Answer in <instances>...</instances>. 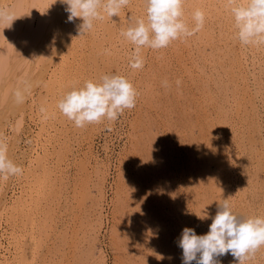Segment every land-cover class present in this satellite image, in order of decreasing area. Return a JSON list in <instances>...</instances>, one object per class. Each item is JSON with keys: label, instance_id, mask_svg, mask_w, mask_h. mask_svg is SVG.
<instances>
[{"label": "rangeland", "instance_id": "374dc122", "mask_svg": "<svg viewBox=\"0 0 264 264\" xmlns=\"http://www.w3.org/2000/svg\"><path fill=\"white\" fill-rule=\"evenodd\" d=\"M0 1V9H6L13 3V0ZM225 1L184 0L183 18L192 26L194 11L201 9L205 13L203 26H210L216 33L217 15L226 17L223 11ZM144 9L143 0H129L119 15L108 17L104 14L103 19L97 20L94 28L84 35L78 31L80 20L77 26H72L74 29L69 28L71 31L67 32L68 37L65 42H61L60 53L55 55L51 64L49 60L45 62L44 55L38 63L29 62L24 66L26 71L29 65L35 66V69L36 66H40L38 69L47 67V64L50 67L45 78L40 79L38 90H34L25 101V121L19 132V140H22H17L13 153L17 158L13 161L22 171L11 175L3 211L0 209V239L3 243L0 264H182V249L178 245L182 229L189 226L198 234L207 232L211 218L215 216L216 209L218 211V201L229 198L233 211L242 218L264 216V189L261 187L264 186V155L260 154V135L254 137L256 147L253 153L249 151L245 139L242 141L244 148L235 146L229 152L228 149L227 153L223 151L227 169L219 170L222 164L217 165L214 161L217 156L215 149L205 146L209 141L212 145V137L207 130H203L205 127L202 130L198 127L202 124V118L198 115V101L192 92L200 85L207 91L211 89L206 85L211 68L197 48L198 41L203 37L202 28L189 39L175 40L166 48L141 49L143 67L134 69L130 66L133 46L122 37L121 32L133 18L144 16ZM21 18L22 15L18 19ZM225 23L228 22H224L222 27L224 33L229 28ZM9 30L12 32L1 37L0 44L13 31L17 32L12 28ZM21 34L24 37L18 42L27 38V35ZM52 36L51 43H48L50 50L55 46V34ZM28 42L25 44L28 45ZM27 45L15 44L20 49L19 56H23L22 51L30 47ZM210 46L206 47L205 53L209 52ZM233 47L236 48L237 44H233ZM176 48L181 51L178 52ZM17 57L13 55L12 60ZM58 65H65L67 69L60 77ZM23 68L13 71L24 76L27 72ZM22 69L25 71L23 74L20 72ZM105 71L124 75L130 80L136 91L135 107L125 109L115 121L105 120L82 128L75 127L58 109L59 98L73 84H82ZM6 85L4 90L5 87L6 90L9 88V80ZM3 89L1 94L8 97L5 94L7 91ZM10 100L11 96L5 101L3 99V107L0 108H4L5 116L0 124V146L6 148L13 134L11 116L14 106L10 107L12 109L7 108ZM209 102L207 100V104L211 105ZM4 112L8 113L7 117ZM191 120L194 126L190 129ZM191 131L194 132V139L203 144L198 147L201 151L195 147L196 141L190 138ZM228 153L234 154V157ZM250 153L252 156L249 157ZM228 174L232 177L229 178ZM221 180L224 183H220ZM254 180H258V183L255 184ZM206 212L209 214L208 219L198 218L197 215H205ZM216 259L219 264H236V258L230 253ZM262 260L264 246L250 256L245 264H264Z\"/></svg>", "mask_w": 264, "mask_h": 264}, {"label": "bare ground", "instance_id": "6f19581e", "mask_svg": "<svg viewBox=\"0 0 264 264\" xmlns=\"http://www.w3.org/2000/svg\"><path fill=\"white\" fill-rule=\"evenodd\" d=\"M199 1V0H198ZM207 1V0H206ZM224 1V0H223ZM1 2V1H0ZM12 5L7 7L6 10L8 12V18L0 21V39L7 34H10L9 29L17 30L13 31V33L8 36V39L0 44V98L2 100L9 98L11 96V100L8 101L7 108L12 109L13 113L12 117V139L7 144L6 153L9 158L12 160L15 159L13 155L16 147L17 140H19V132L22 128L23 124V116L25 114V101H27L31 97V93L33 94L34 90H38L40 79L47 74L48 67H43L41 69L40 66L35 69V66L29 65L26 71V65L32 63H38L39 59L45 55V62L49 60V63L53 62L55 59V55L59 54V49L61 48V42H65L68 37L67 32L70 33V29H72L73 25L77 26V22L80 21V18H75L72 21L68 20V12L65 10L67 5L60 2V0H13ZM224 4L223 11H225V15H217L219 20L217 21L218 26L216 33L211 29L210 26L205 25L202 27L201 34L203 37L198 41V50H201L202 56L204 60L208 62L209 70L211 73L209 74V78L207 79V86L211 89L205 90V88L196 87V90L192 92L193 97L196 96V100L198 101L196 106H198L197 112L199 113L201 119V123L198 127L203 130H207L210 136L212 137V145L211 141L207 142L205 146L215 149L217 156L215 160L217 165L219 163L222 164V168L219 170H223L225 167V159H223V151L227 153L230 149H242L244 148L243 139L248 141L249 151L253 153L256 147V143L254 141V137L260 135L261 142L259 145L262 148L260 154L264 155V46H243L240 44L238 39L236 38L234 28L233 18L229 8L227 7V2ZM1 4V3H0ZM189 4V3H187ZM198 4V3H197ZM40 8H38L39 6ZM194 5V4H193ZM222 5V4H221ZM38 8V9H36ZM205 8V7H204ZM135 9V7H134ZM26 10V12H25ZM37 10V11H35ZM145 10V9H144ZM221 10V9H220ZM129 11V10H128ZM220 12V11H219ZM145 13V12H144ZM18 14V15H17ZM20 14V15H19ZM211 14V13H210ZM23 17L20 20L19 17ZM143 15V14H141ZM188 15V14H187ZM209 16V15H208ZM139 17V16H138ZM210 17V16H209ZM208 17V18H209ZM213 18V17H211ZM210 20V19H209ZM15 21L19 23H15ZM213 21V20H212ZM109 22V21H108ZM224 22L229 27L228 30L224 33L223 25ZM15 23V24H14ZM216 23V22H215ZM12 24V27H11ZM14 24V25H13ZM128 24V23H127ZM10 27V28H9ZM215 27V25H214ZM70 28V29H69ZM74 29V28H73ZM99 29V28H98ZM79 31V30H78ZM10 32V33H7ZM27 35V38L18 42L21 38H23V34ZM52 34H55V46L51 50L49 48V44L51 43L50 39L53 37ZM70 36V35H69ZM105 36V35H104ZM116 36V35H115ZM32 37V40H31ZM30 39V42H28ZM189 39V37H188ZM2 40V39H1ZM184 40V39H183ZM54 41V40H53ZM52 41V42H53ZM115 41V40H114ZM177 41V40H176ZM28 42V45L33 46L32 49L25 44ZM180 42V41H179ZM187 40L185 41V43ZM32 43V44H31ZM181 43V42H180ZM237 44V47L234 48L233 44ZM15 44L19 46L27 45L29 48H26V51L23 52V56L20 55L19 47H16ZM124 44V43H123ZM173 45V44H172ZM195 45V44H194ZM206 45V46H205ZM210 46V50L208 53H205L206 47ZM218 45V47H217ZM175 46V44L173 45ZM199 46L202 48L200 49ZM87 47V46H86ZM133 48V47H132ZM102 49V48H101ZM150 49V48H149ZM29 50V52L27 51ZM177 50V48L175 49ZM187 50V49H186ZM105 51V50H104ZM178 51V50H177ZM179 50L178 52H180ZM197 51V50H196ZM155 52V51H154ZM177 52V54H178ZM195 52V51H194ZM106 53V52H105ZM109 53V52H108ZM130 54V53H129ZM171 54V53H170ZM194 54V53H193ZM206 54L208 57H205ZM18 58L12 60V56ZM120 55V54H119ZM176 55V54H175ZM174 55V56H175ZM183 55V54H182ZM192 55V54H191ZM108 56V55H107ZM171 56V55H170ZM185 55H183L184 57ZM196 56V55H195ZM194 56V57H195ZM21 59H20V58ZM23 57V58H22ZM191 57V56H190ZM58 58V57H57ZM127 58V57H126ZM157 58V57H156ZM198 58V57H197ZM43 59V58H42ZM40 61H43V60ZM111 59V57H110ZM109 59V60H110ZM122 59V58H121ZM144 59V58H143ZM174 59V58H173ZM189 59V58H188ZM193 59V58H192ZM123 60V59H122ZM165 60V59H164ZM199 60V59H198ZM16 61V62H15ZM61 61L64 63L63 59ZM159 61V60H158ZM163 61V60H162ZM194 61V60H193ZM43 62V63H45ZM107 62V61H106ZM123 62V61H122ZM126 62V61H124ZM160 62V61H159ZM158 62V63H159ZM99 63V62H98ZM172 63H174L172 61ZM192 63V62H191ZM166 64V63H165ZM170 64V62H169ZM37 65V64H36ZM39 65V64H38ZM42 65V62L40 63ZM128 65V64H127ZM145 65V64H144ZM159 65V64H158ZM175 65V63H174ZM25 66V67H24ZM58 65L60 73L58 77H60L64 71H66V66ZM107 66V65H106ZM168 66V65H167ZM176 66V65H175ZM205 66V65H204ZM24 67V68H23ZM61 67V68H60ZM74 67V66H73ZM162 67V66H161ZM178 67V66H177ZM23 68L27 73L24 76H19L16 72L17 69ZM98 68V66H97ZM108 68V67H107ZM119 68V67H118ZM145 68V67H144ZM197 68V67H196ZM201 68V67H200ZM204 68V67H203ZM16 72H14L15 70ZM23 69L21 74H23ZM74 69V68H73ZM153 69V68H152ZM183 69V68H182ZM14 70V71H13ZM21 70V69H20ZM122 70V69H121ZM140 70V69H139ZM164 70V69H163ZM180 70V69H179ZM178 70V71H179ZM199 70V68H198ZM201 70V69H200ZM19 71V70H18ZM104 71V70H103ZM161 71V70H160ZM177 71V70H176ZM177 71V72H178ZM111 72V71H110ZM113 72V71H112ZM163 72V71H162ZM161 72V73H162ZM189 72V71H188ZM187 72V74H188ZM197 72V71H196ZM200 72V71H199ZM204 72V71H203ZM106 73V71H105ZM167 73V72H166ZM176 73V72H175ZM181 73V72H180ZM202 73V70H201ZM207 73V72H206ZM123 74V73H122ZM165 74V73H164ZM196 74V73H195ZM137 75V74H136ZM163 75V74H162ZM180 75V74H179ZM192 75V74H191ZM14 76V78H13ZM48 76V75H47ZM57 76V75H56ZM71 76V75H70ZM167 76V75H166ZM193 76V75H192ZM184 77V76H183ZM206 77V76H205ZM204 77V78H205ZM45 78V77H44ZM74 78V77H73ZM78 78V77H76ZM131 78V77H130ZM167 78V77H165ZM174 78V77H173ZM176 78V77H175ZM199 78V77H198ZM14 79V80H13ZM190 79H192L190 77ZM10 81V86L6 90L3 89L4 86H7L6 83ZM13 80V81H12ZM50 80V79H49ZM57 80V79H56ZM79 80V78H78ZM82 80V79H81ZM170 80V79H169ZM204 80V79H203ZM186 82V80H185ZM189 82V81H188ZM202 82V81H201ZM134 83V82H133ZM212 85L209 86V84ZM12 84V85H11ZM189 84V83H188ZM197 85V84H196ZM57 87V84H56ZM195 87V86H194ZM166 88V87H165ZM7 91L5 97L1 94L2 90ZM58 90V88H55ZM181 89V87H180ZM8 90L11 91V95H9ZM194 90V89H193ZM9 91V92H10ZM41 91V90H40ZM179 91V90H178ZM192 91V90H191ZM55 92V91H54ZM157 92V90H156ZM17 93H20V96H17ZM41 93V92H40ZM152 93V92H151ZM178 93V92H177ZM4 94V93H3ZM36 94V93H35ZM57 94V93H56ZM187 94V93H186ZM2 95V96H1ZM54 95V93H53ZM35 96V95H34ZM181 96V95H180ZM0 99V108L2 106V100ZM8 100V99H7ZM33 100V99H31ZM207 100L210 101L211 105L207 104ZM213 102V103H212ZM10 103V105H9ZM35 103V102H33ZM175 103V102H174ZM5 103H3L4 105ZM36 104V103H35ZM34 104V105H35ZM157 104V103H156ZM159 104V103H158ZM6 105V104H5ZM143 105V104H142ZM164 105V104H163ZM194 105V104H193ZM195 106V105H194ZM3 107V106H2ZM33 108V107H32ZM57 108V107H56ZM181 108V107H180ZM179 108V109H180ZM190 108V107H189ZM4 109V108H3ZM3 109H0V124L4 121L5 116H3ZM6 109V108H5ZM191 109V108H190ZM9 110V109H8ZM52 110V109H51ZM182 110H185L182 108ZM192 110V109H191ZM5 113V112H4ZM34 113V112H33ZM48 113V112H47ZM185 113V112H184ZM196 113V112H195ZM194 113V114H195ZM29 114V113H28ZM193 114V115H194ZM6 117L8 113H5ZM35 115V114H34ZM188 115V114H187ZM192 116V115H191ZM193 117V116H192ZM9 118V116H8ZM195 118V117H194ZM10 119V118H9ZM48 119V118H47ZM46 119V120H47ZM193 119V118H192ZM249 119V120H248ZM11 120V119H10ZM38 120V119H37ZM51 120V119H50ZM248 120V121H246ZM25 121V120H24ZM49 121V120H48ZM169 121V120H168ZM200 121V120H199ZM41 122V121H40ZM107 122V121H106ZM166 122V121H165ZM8 123V122H7ZM27 123V122H26ZM190 129L194 126L192 120L189 121ZM102 124V123H101ZM198 124V123H197ZM66 125V124H65ZM93 125V124H92ZM111 125V124H110ZM48 126V125H47ZM188 126V125H187ZM186 126V127H187ZM46 127V126H45ZM51 128V127H49ZM167 128V127H166ZM11 129V128H10ZM26 129V128H25ZM32 129V128H31ZM201 129V130H202ZM52 130V129H51ZM84 131V130H83ZM99 131V130H98ZM85 132V131H84ZM192 132V131H191ZM52 133V132H51ZM95 133V132H94ZM93 133V134H94ZM194 132L190 135L191 139L195 142ZM27 134V133H26ZM68 134V133H67ZM92 134V133H91ZM9 135V134H8ZM42 135V134H41ZM54 135V134H53ZM174 137V132H173ZM10 136V135H9ZM2 136H0L1 138ZM11 137V136H10ZM8 138V137H7ZM37 139V138H36ZM56 139V138H55ZM4 140H6L4 138ZM22 140V139H21ZM19 140V141H21ZM201 140V138H200ZM2 141V140H1ZM180 142V141H178ZM182 142V141H181ZM3 143V145H4ZM20 143V142H19ZM31 143V142H30ZM184 143V142H183ZM182 143V144H183ZM190 143V142H189ZM200 142L196 141L195 147H202L203 144H199ZM86 144V143H85ZM191 144V143H190ZM33 145V144H32ZM53 145V144H52ZM176 145V144H175ZM234 147H233V146ZM6 146V145H5ZM74 146V145H73ZM194 146V145H193ZM24 147V146H23ZM34 147V146H33ZM75 147V146H74ZM20 148V147H19ZM44 148V146H43ZM192 148V147H191ZM25 150V149H24ZM35 150V149H34ZM248 150V149H247ZM261 150V149H260ZM187 151V150H186ZM185 151V152H186ZM198 151H201L198 148ZM208 151V150H207ZM206 151V152H207ZM38 152V151H37ZM189 152V151H187ZM232 152V151H231ZM236 153V151H233ZM242 152V151H241ZM20 153V152H19ZM199 153V152H198ZM210 153V151H209ZM35 154V153H34ZM38 154V153H37ZM49 154V153H48ZM191 154V151H190ZM230 154L231 157H234V154ZM44 155V154H43ZM75 155V154H74ZM94 155V154H93ZM243 155V154H242ZM255 155V154H254ZM197 156V155H196ZM199 156H202L199 154ZM215 156V155H214ZM229 156V158H230ZM252 156L251 153L249 157ZM257 156V155H256ZM260 156V155H259ZM46 157V156H45ZM190 157V156H189ZM245 157V156H244ZM48 158V157H47ZM99 158V157H98ZM237 158V157H236ZM17 159V158H16ZM15 159V160H16ZM46 159V158H45ZM49 159V158H48ZM47 159V161H48ZM228 159V155H227ZM262 159V158H261ZM208 160V159H207ZM241 160V159H240ZM264 160V159H263ZM262 160V161H263ZM90 161V160H89ZM97 161V160H96ZM250 161V160H249ZM46 162V161H45ZM98 162V161H97ZM191 162V161H190ZM228 162V160H227ZM230 162V160H229ZM201 163V161H200ZM231 164V163H230ZM241 164V162H240ZM46 165V164H45ZM95 165V164H94ZM227 165V164H226ZM257 165V164H256ZM100 166V164H98ZM209 166V165H207ZM235 166V165H234ZM87 167V166H86ZM99 168V167H98ZM94 169V168H92ZM204 169V168H203ZM227 169V168H226ZM251 169V168H250ZM264 169V168H263ZM262 169V170H263ZM46 170V169H45ZM100 170V169H99ZM184 170V168H183ZM238 170V169H237ZM249 170V169H248ZM53 171V170H52ZM69 171V170H68ZM105 171V170H104ZM182 171V168H181ZM236 171V170H235ZM239 171V170H238ZM244 171V170H243ZM36 172V171H35ZM248 172V171H247ZM38 173V172H36ZM57 173V172H56ZM86 174V171L84 172ZM183 173V172H182ZM184 174V173H183ZM54 175V174H53ZM81 175V174H80ZM229 175V174H228ZM235 175V173H234ZM264 175V173H263ZM262 175V177H263ZM99 176V175H98ZM239 176V175H238ZM237 176V177H238ZM11 176L2 175L0 179V209L3 211V206L5 205V198L7 195V189L9 184V179ZM86 177V176H85ZM231 178V174L228 176ZM236 177V176H234ZM254 177V175H253ZM99 178V177H98ZM69 179V178H68ZM102 179V178H101ZM221 179V177H220ZM226 179V178H225ZM236 179V178H235ZM241 179V178H240ZM261 179V178H260ZM17 181V180H16ZM88 181V180H87ZM102 181V180H101ZM239 181V180H238ZM264 181V180H263ZM262 181V182H263ZM3 182V183H2ZM241 182V181H240ZM247 182V181H246ZM252 182V181H251ZM222 182V180L220 181ZM233 183V182H232ZM242 183V182H241ZM245 183V182H244ZM254 183H258V180H254ZM264 183V182H263ZM99 184V183H97ZM213 185V184H212ZM242 186L243 183L241 184ZM19 186V185H18ZM46 186V185H45ZM91 186V185H90ZM237 186V184H236ZM241 186V187H242ZM252 186V184H251ZM259 186V185H258ZM76 187V186H75ZM104 187V186H103ZM189 187V186H188ZM233 187V186H232ZM264 189V186H261ZM260 187V188H261ZM38 188V187H37ZM57 189V188H55ZM213 189V188H212ZM228 189V188H227ZM237 189V187H236ZM249 189V188H247ZM252 189V188H251ZM250 189V190H251ZM18 190V189H17ZM58 190V189H57ZM225 190V189H224ZM235 190V189H233ZM83 191V190H81ZM102 191V190H101ZM214 191V190H213ZM264 191V190H263ZM221 192V191H220ZM232 192V191H231ZM260 192V191H258ZM86 193V192H85ZM99 193V192H98ZM227 191H225V194ZM230 193V191H229ZM234 193V192H233ZM201 194V193H200ZM257 194V193H256ZM101 195V194H100ZM207 194H205L206 196ZM228 195V194H227ZM233 195V194H232ZM231 195V196H232ZM93 196V195H92ZM225 196V195H224ZM241 196V195H240ZM39 197V196H38ZM237 197V196H236ZM256 197V196H255ZM254 197V198H255ZM61 198V197H60ZM188 198V197H187ZM235 198V197H234ZM64 199V198H63ZM229 199V198H227ZM232 199V198H231ZM7 200V199H6ZM99 200V198H98ZM215 200V199H214ZM247 200V199H246ZM262 200L264 202V192L262 196ZM69 201V199H68ZM197 201V200H196ZM230 201V200H229ZM232 201V200H231ZM234 201V200H233ZM66 202V201H65ZM252 202V201H251ZM24 203V202H23ZM61 203V202H60ZM232 203V202H231ZM242 204V202H240ZM72 204V203H71ZM63 206V204H61ZM65 205V204H64ZM203 205V204H202ZM17 206H20V203H17ZM92 206V205H91ZM242 207V205H241ZM195 208V207H194ZM216 209V208H215ZM233 209V208H232ZM0 210V213H1ZM30 210V209H29ZM253 210V209H252ZM24 211V210H23ZM263 211V210H262ZM261 211V212H262ZM101 212V211H100ZM217 212V209L216 211ZM6 213V212H5ZM254 213V212H253ZM256 213V212H255ZM251 214V213H250ZM40 215V214H39ZM255 216V215H254ZM173 217V216H172ZM2 216H0V221ZM1 225V224H0ZM7 225V224H6ZM19 225V224H18ZM194 225V224H193ZM27 228V226H26ZM25 229V228H24ZM7 231V230H6ZM28 231V230H27ZM2 232V231H1ZM5 232V231H4ZM203 232V231H202ZM28 233V232H27ZM27 236V235H26ZM29 236V235H28ZM1 237V234H0ZM17 237V236H16ZM51 237V236H50ZM5 238V237H4ZM113 238V237H112ZM34 239V238H33ZM115 239V237H114ZM4 241V240H3ZM111 241V239H110ZM116 241V240H114ZM112 242V241H111ZM111 242H109L111 244ZM2 240L0 239V248L3 247ZM48 244V243H47ZM95 244V243H94ZM118 245V244H117ZM7 246V245H6ZM111 246H113L111 244ZM73 247V246H72ZM93 247V246H92ZM13 248V245H12ZM116 248V246H115ZM119 248V247H117ZM127 248V247H126ZM10 249V248H9ZM130 249V247H129ZM4 251L7 249H3ZM111 250V249H110ZM14 251V250H13ZM95 251V250H94ZM113 251V250H112ZM132 251V250H131ZM135 251V250H134ZM68 252V251H67ZM1 253V252H0ZM12 253V252H11ZM18 253V252H17ZM113 253V252H112ZM263 253V252H262ZM9 254V252L7 253ZM96 253H93V255ZM3 255V253H2ZM1 255V256H2ZM115 256V254H112ZM111 255V256H112ZM258 255V254H257ZM263 255V254H262ZM261 255V256H262ZM6 256V255H5ZM10 256V255H9ZM112 256V257H114ZM155 256V255H154ZM106 257V256H105ZM117 257V256H116ZM144 257V256H143ZM156 257V256H155ZM174 257V255H173ZM254 257V256H253ZM2 258V257H1ZM118 259V258H117ZM164 259V258H163ZM104 260V259H103ZM112 260V259H111ZM105 261V260H104ZM226 261V260H225ZM252 261V260H251ZM264 261V260H262ZM116 262V261H114ZM113 262V263H114ZM256 262V261H255ZM118 263V262H117ZM11 264V263H10ZM34 264V263H33ZM108 264V262H107ZM116 264V263H114ZM120 264V263H119ZM122 264V263H121ZM161 264V263H160Z\"/></svg>", "mask_w": 264, "mask_h": 264}, {"label": "clouds", "instance_id": "9594fccd", "mask_svg": "<svg viewBox=\"0 0 264 264\" xmlns=\"http://www.w3.org/2000/svg\"><path fill=\"white\" fill-rule=\"evenodd\" d=\"M66 4L68 20L80 18V35L89 33L97 20L119 15L129 0H60ZM145 14L133 18L121 32L122 37L133 46L129 60L132 68L143 67L141 49L159 50L173 41L187 38L204 25L205 13L196 9L192 26L184 20V0H143ZM235 36L243 46H264V0H226ZM8 12L0 9V21L8 18ZM20 96V93H17ZM136 104V91L130 80L120 74L102 73L82 84H73L58 100L60 112L77 128L102 121H115L125 109ZM44 111V109H41ZM22 169L8 157L0 146V175L19 174ZM197 215V214H196ZM199 219L209 214L197 215ZM182 249V264H219L217 257L231 254L236 264L245 261L264 246V216L242 218L228 201H218V211L211 218L208 231L198 234L193 227L185 226L178 239ZM162 258V257H160Z\"/></svg>", "mask_w": 264, "mask_h": 264}]
</instances>
